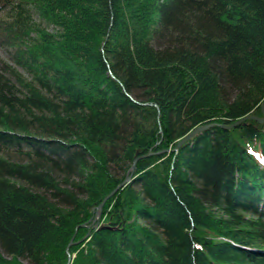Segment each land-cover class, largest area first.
I'll return each instance as SVG.
<instances>
[{"label": "trees", "instance_id": "obj_1", "mask_svg": "<svg viewBox=\"0 0 264 264\" xmlns=\"http://www.w3.org/2000/svg\"><path fill=\"white\" fill-rule=\"evenodd\" d=\"M0 46V264H264V0H0Z\"/></svg>", "mask_w": 264, "mask_h": 264}, {"label": "water", "instance_id": "obj_2", "mask_svg": "<svg viewBox=\"0 0 264 264\" xmlns=\"http://www.w3.org/2000/svg\"><path fill=\"white\" fill-rule=\"evenodd\" d=\"M261 111H262V116H256L253 114L247 115L239 120H237L236 122L232 123L231 125H221V127L225 128V129H231L234 128L236 126H238L239 124L243 123L246 120H254L260 124L264 123V101L262 102L261 105ZM216 126L215 124H207V125H203V126H199L196 127L195 129H193L192 131H190L186 136H184L178 143V147H180L182 144H184L185 142L189 141L190 139L194 138L195 136L199 135L200 133H202L203 131H207L208 129L212 128ZM151 155V153H148L147 156ZM139 158H135L133 165L131 167V170L129 171L128 175L126 176V178L124 179V181L119 184L112 192L111 194H109L108 196H106V198L100 203V205L96 208V212H95V219L94 221H97L98 219H100L101 216V212L102 209L106 203V201L112 197L119 189L123 188L127 183H129L132 180V173L136 167V162L138 161ZM97 226V224H96ZM73 239L70 241L69 245L67 246V263L66 264H70L72 261L73 256L71 255L69 248L71 247V245L73 244Z\"/></svg>", "mask_w": 264, "mask_h": 264}, {"label": "rangeland", "instance_id": "obj_3", "mask_svg": "<svg viewBox=\"0 0 264 264\" xmlns=\"http://www.w3.org/2000/svg\"><path fill=\"white\" fill-rule=\"evenodd\" d=\"M36 19H38V17L36 16ZM48 27L51 29V27L48 25ZM0 57L3 59V60H6L10 63H13L12 59H10L9 55H8V51L5 47H1L0 46ZM179 143V142H178ZM178 143H177V146L175 147L174 150H176L178 147ZM165 151H169V150H165ZM67 252V250H66Z\"/></svg>", "mask_w": 264, "mask_h": 264}]
</instances>
